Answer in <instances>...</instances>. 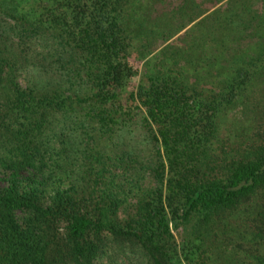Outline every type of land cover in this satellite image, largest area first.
Here are the masks:
<instances>
[{
    "label": "trees",
    "instance_id": "1",
    "mask_svg": "<svg viewBox=\"0 0 264 264\" xmlns=\"http://www.w3.org/2000/svg\"><path fill=\"white\" fill-rule=\"evenodd\" d=\"M263 29L264 0H0V264H264Z\"/></svg>",
    "mask_w": 264,
    "mask_h": 264
},
{
    "label": "rangeland",
    "instance_id": "2",
    "mask_svg": "<svg viewBox=\"0 0 264 264\" xmlns=\"http://www.w3.org/2000/svg\"><path fill=\"white\" fill-rule=\"evenodd\" d=\"M192 23H190L189 25H191ZM188 26H186L179 33H182ZM262 32L264 33V29L262 30ZM168 42L169 41H166L164 44H167ZM247 42H249V45L246 46V44H245L244 46H242V47L246 46L245 47L246 49L243 52L239 53L240 57H238V58H244L246 56L248 57V55H253L252 54L253 53V50H252L253 48L251 46L252 45L251 43H253V40L250 39V41H245V43H247ZM156 51H154L153 53H155ZM138 67H140V64H138ZM248 90L249 91L247 93V96L251 97L252 101H249L247 105L252 107L254 104L257 105V103H258V108L259 107H264V78H263V81L260 82V84H257V85L253 84L252 86H250L248 88ZM252 91L257 92V93L252 94ZM261 115L264 118V113L261 114ZM231 117L233 119L235 116H233L232 114L229 115L228 112L220 117L221 127L219 129V132H220L221 136H224L225 138H229L228 141L230 143H232V145H231L232 148L238 149L240 144L242 143V139H244V138L240 137L242 135L241 129H243L244 127L241 126V121L240 120H238V121H240V123L238 125H230L229 124V120H230ZM128 138H130V136H128ZM138 185L141 188L142 187L144 188L146 186H151V184L149 182L147 183L146 180H142V182L138 183ZM126 189H127V184L125 186H123V192L120 194L121 196L123 194H125ZM132 191L135 192V191H138V190H132ZM130 197H132V193H129V194L126 195V201H130L131 200ZM123 206H124V204L121 205L120 208H124ZM172 234H173L174 240L176 242H178V241H180V238L182 236V230L180 228H178L177 230L172 231Z\"/></svg>",
    "mask_w": 264,
    "mask_h": 264
}]
</instances>
